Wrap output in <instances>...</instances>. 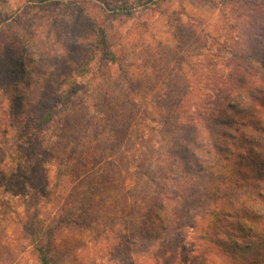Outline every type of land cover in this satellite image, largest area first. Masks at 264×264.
Instances as JSON below:
<instances>
[{
	"label": "rangeland",
	"instance_id": "374dc122",
	"mask_svg": "<svg viewBox=\"0 0 264 264\" xmlns=\"http://www.w3.org/2000/svg\"><path fill=\"white\" fill-rule=\"evenodd\" d=\"M252 1L0 0V52L10 48L22 79L5 94L0 55V143L22 165L0 182V264H40L35 243L52 264H210L199 252H218L201 231L239 193L212 147L197 152L198 181L182 198L184 243L145 238L141 223L172 139L228 81L223 43L246 42Z\"/></svg>",
	"mask_w": 264,
	"mask_h": 264
},
{
	"label": "trees",
	"instance_id": "16d2710c",
	"mask_svg": "<svg viewBox=\"0 0 264 264\" xmlns=\"http://www.w3.org/2000/svg\"><path fill=\"white\" fill-rule=\"evenodd\" d=\"M249 4L253 23L245 31L246 42L226 40L223 43L232 63L228 81L216 80L212 108L204 101L197 111V120L188 122L183 132L172 139L168 158L159 168L155 189L149 195L151 205L141 223V234L145 238L169 235L177 239L178 246L184 243L187 234L181 216L182 198L192 192L198 181L197 152L212 147L215 155H220L221 160L237 172L239 193L234 199L223 197L222 207L212 212V225L201 231L202 238L212 243V252H218L217 256L213 254L212 261L208 258L207 246L199 252L202 262L208 260L210 264H264V0H253ZM116 9L128 12L122 5ZM97 33L103 54L114 59L107 49L104 29L99 27ZM9 51L10 48L5 47L0 52L8 58L7 79L11 78L5 94L10 92L17 96L15 92L22 79L19 69H14L16 62ZM3 80L6 81L5 76ZM23 95L24 101L18 100L21 104L29 102L26 94ZM50 112L42 116V122L48 119ZM8 157L4 144L0 143V182L10 183L14 174L22 170L19 161L11 165ZM187 177L191 179V186L182 188ZM217 202L214 200V206ZM35 219L27 226L30 232L34 231ZM33 249L40 264H52L49 246L35 243Z\"/></svg>",
	"mask_w": 264,
	"mask_h": 264
}]
</instances>
